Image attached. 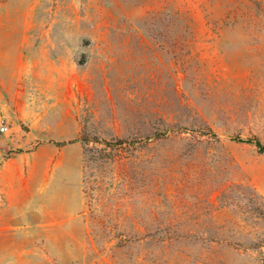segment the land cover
I'll return each instance as SVG.
<instances>
[{
	"label": "rangeland",
	"instance_id": "1",
	"mask_svg": "<svg viewBox=\"0 0 264 264\" xmlns=\"http://www.w3.org/2000/svg\"><path fill=\"white\" fill-rule=\"evenodd\" d=\"M0 114L3 264H264V0H0Z\"/></svg>",
	"mask_w": 264,
	"mask_h": 264
},
{
	"label": "crops",
	"instance_id": "2",
	"mask_svg": "<svg viewBox=\"0 0 264 264\" xmlns=\"http://www.w3.org/2000/svg\"><path fill=\"white\" fill-rule=\"evenodd\" d=\"M1 189H2V192H4L2 197L5 199L6 203H8V204H11L12 202H15V203L16 202H20V203H22L24 205V206L22 205V207L28 208L29 204L33 202L32 201L33 200V196L31 195V193H30V195H26L23 198L15 197L16 199L12 200L11 189L6 187V186H1ZM3 203H4V200H3ZM6 261L7 260H4V264H6ZM0 264H3V259L2 258H0Z\"/></svg>",
	"mask_w": 264,
	"mask_h": 264
},
{
	"label": "built area",
	"instance_id": "3",
	"mask_svg": "<svg viewBox=\"0 0 264 264\" xmlns=\"http://www.w3.org/2000/svg\"><path fill=\"white\" fill-rule=\"evenodd\" d=\"M9 132V125L6 119L0 114V134H6Z\"/></svg>",
	"mask_w": 264,
	"mask_h": 264
},
{
	"label": "trees",
	"instance_id": "4",
	"mask_svg": "<svg viewBox=\"0 0 264 264\" xmlns=\"http://www.w3.org/2000/svg\"><path fill=\"white\" fill-rule=\"evenodd\" d=\"M255 145H256L258 148H260V150L263 149L262 146H260V143H259L258 141H256Z\"/></svg>",
	"mask_w": 264,
	"mask_h": 264
}]
</instances>
